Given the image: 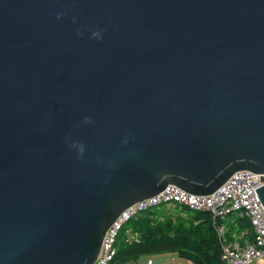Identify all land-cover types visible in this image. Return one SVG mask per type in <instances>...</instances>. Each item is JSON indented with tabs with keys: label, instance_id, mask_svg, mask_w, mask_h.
I'll return each instance as SVG.
<instances>
[{
	"label": "water",
	"instance_id": "water-1",
	"mask_svg": "<svg viewBox=\"0 0 264 264\" xmlns=\"http://www.w3.org/2000/svg\"><path fill=\"white\" fill-rule=\"evenodd\" d=\"M240 171L264 207V0H0V264H94Z\"/></svg>",
	"mask_w": 264,
	"mask_h": 264
},
{
	"label": "built area",
	"instance_id": "built-area-1",
	"mask_svg": "<svg viewBox=\"0 0 264 264\" xmlns=\"http://www.w3.org/2000/svg\"><path fill=\"white\" fill-rule=\"evenodd\" d=\"M261 186L260 176L249 171L235 173L210 196H193L170 185L158 195L138 202L120 214L106 232L99 257L94 264L113 262L120 231L131 220L148 210L170 206L205 212L212 216L215 232L222 244V259L225 264H264V207L255 191ZM231 216L250 220L254 233L252 243L246 238L247 232L237 233L232 241L227 239L228 229L219 222ZM148 264H152V261Z\"/></svg>",
	"mask_w": 264,
	"mask_h": 264
},
{
	"label": "trees",
	"instance_id": "trees-1",
	"mask_svg": "<svg viewBox=\"0 0 264 264\" xmlns=\"http://www.w3.org/2000/svg\"><path fill=\"white\" fill-rule=\"evenodd\" d=\"M162 209L167 208L148 210L122 228L111 264H128L141 257L163 254H176L191 264H225L222 244L209 213L184 208L185 215L175 217L160 212ZM219 223L227 227L229 241L240 232H247L248 241H254L248 218L231 216Z\"/></svg>",
	"mask_w": 264,
	"mask_h": 264
},
{
	"label": "crops",
	"instance_id": "crops-1",
	"mask_svg": "<svg viewBox=\"0 0 264 264\" xmlns=\"http://www.w3.org/2000/svg\"><path fill=\"white\" fill-rule=\"evenodd\" d=\"M130 238H134V237L130 236ZM149 261H152V264H191L188 261L180 259L176 254L145 256L128 264H148Z\"/></svg>",
	"mask_w": 264,
	"mask_h": 264
},
{
	"label": "rangeland",
	"instance_id": "rangeland-1",
	"mask_svg": "<svg viewBox=\"0 0 264 264\" xmlns=\"http://www.w3.org/2000/svg\"><path fill=\"white\" fill-rule=\"evenodd\" d=\"M160 212L165 213V214H172L175 217L177 216L183 217V215H185L184 208H180L178 206H170L167 209H162Z\"/></svg>",
	"mask_w": 264,
	"mask_h": 264
}]
</instances>
